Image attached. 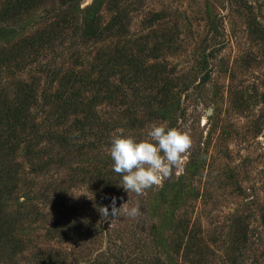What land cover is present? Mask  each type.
Here are the masks:
<instances>
[{
	"label": "rangeland",
	"instance_id": "rangeland-1",
	"mask_svg": "<svg viewBox=\"0 0 264 264\" xmlns=\"http://www.w3.org/2000/svg\"><path fill=\"white\" fill-rule=\"evenodd\" d=\"M36 2L13 21L14 39L40 31L48 42L0 79V140L18 142L10 174L0 145V264H264V0H102L100 23L120 27L100 38L78 35L91 0ZM121 45L106 85L89 81ZM70 69L86 80L61 84ZM18 81L36 105L10 131ZM161 124L189 134L183 167L127 193L111 141L147 140ZM113 197L121 214L110 222L99 208Z\"/></svg>",
	"mask_w": 264,
	"mask_h": 264
},
{
	"label": "trees",
	"instance_id": "trees-1",
	"mask_svg": "<svg viewBox=\"0 0 264 264\" xmlns=\"http://www.w3.org/2000/svg\"><path fill=\"white\" fill-rule=\"evenodd\" d=\"M36 1L37 0H4V3L0 4V37L1 39H3L2 40L3 43H0V79L6 73H11L14 67L20 66L19 64L21 63L23 58V57L21 58V56L22 53L25 52V49H28L29 51L36 53L40 50V48L43 46L45 42H48L47 34L40 31L30 33L25 37L14 39L15 30L13 29H15V26L12 25L13 21H15L17 16L20 15L22 12L26 11L32 5L37 3ZM101 4H102V0H91V2L84 9H82L80 21L78 24V30H79L78 35L80 37L88 36V37L100 38L103 35V33L108 31L110 28L120 27L119 25L118 26L116 25L118 24L117 17L114 18L115 21L114 19H111L110 21H107L103 24L100 23V19H99L100 15L98 14V11L100 9ZM74 5H75V0H68L67 6L73 8ZM213 29L217 31V28L215 26H213ZM5 35H7V37H5ZM123 47L124 46L121 45V47L119 48L114 47L112 52L108 51L107 56L109 60H106V62L108 63L109 61H111L110 66L103 68L104 69L103 71L101 67L99 69L98 75L96 77H89V81L93 80V82H99V83L104 82V84L106 85L108 76H112L114 74L113 72L110 71L114 70L113 66L117 60L115 58H117L124 50ZM124 55L128 61V64L130 62H133V69H132L133 73L139 74L143 72L141 57L135 58L132 56L131 52H125ZM61 78L63 79L61 83L63 85H66L67 83L71 84L73 82H82L86 80L84 76L78 75V73L72 69L63 73ZM18 82L21 86H23L22 88L20 87V93H21L20 98L15 106H13L12 108L7 107V116L5 113V118L7 119V126L10 129V131L12 130L16 122H18L19 125L23 127L26 124V120L29 118L31 105L32 104L36 105L35 98L37 96V93L36 90H34L33 85H31L30 82L28 83L26 81H18ZM61 93L62 91L57 90L54 93H52L50 96L54 98L62 97ZM64 94L65 97H63L64 98L63 104L60 107L63 110H66L68 106V102L71 103L70 102L71 97H67L66 93ZM40 96L42 97L43 95L40 94ZM43 97H47V96H43ZM33 100L34 103H32ZM88 104L91 105V101H89ZM86 117L87 114L85 113L82 114L81 119L74 117V119L78 122V127L81 128V122L84 119H86ZM11 137L12 136L10 134L6 133V135L2 137V140H0V145L3 144V147L7 149V152H4V155L2 156L3 160L1 162V169L4 174L15 173L18 168V161L15 160L14 158V152L18 146V142H12ZM25 150L27 156L32 155V153H34L33 151H30L28 145H25ZM0 229H1V223H0ZM56 259L57 258H55V260ZM144 264H160V263L150 260V261H146Z\"/></svg>",
	"mask_w": 264,
	"mask_h": 264
},
{
	"label": "clouds",
	"instance_id": "clouds-1",
	"mask_svg": "<svg viewBox=\"0 0 264 264\" xmlns=\"http://www.w3.org/2000/svg\"><path fill=\"white\" fill-rule=\"evenodd\" d=\"M149 139L136 141L130 136L117 135L111 141L109 153L113 171L122 177L121 186L127 193L143 195L146 190L163 185L174 169H182L186 156L192 147L187 132L165 125H152L147 133ZM131 218L141 215L140 206L124 208ZM102 219H116L121 206H116L113 197L109 207L99 208Z\"/></svg>",
	"mask_w": 264,
	"mask_h": 264
}]
</instances>
